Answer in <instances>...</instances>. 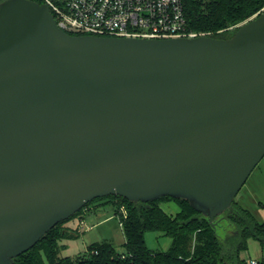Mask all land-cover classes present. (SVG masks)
<instances>
[{
    "label": "water",
    "instance_id": "water-1",
    "mask_svg": "<svg viewBox=\"0 0 264 264\" xmlns=\"http://www.w3.org/2000/svg\"><path fill=\"white\" fill-rule=\"evenodd\" d=\"M264 157V12L230 38L78 35L0 5V264L96 198L186 199L211 223Z\"/></svg>",
    "mask_w": 264,
    "mask_h": 264
},
{
    "label": "trees",
    "instance_id": "trees-1",
    "mask_svg": "<svg viewBox=\"0 0 264 264\" xmlns=\"http://www.w3.org/2000/svg\"><path fill=\"white\" fill-rule=\"evenodd\" d=\"M4 1L0 0V5ZM184 3L192 29L213 32L212 36L220 38L232 37L241 24L264 7V0H184ZM105 199L96 208L113 206L125 235L124 251H118L110 242H102L92 243L86 252L76 256H61L58 241L70 231L63 232L59 226L67 219L15 258L14 264H246L240 253L248 248V239L254 237L264 245V222L236 201L213 223L188 200L171 196L142 202L109 195L94 199L74 215L96 200ZM165 202H175L178 210L168 212L162 207ZM149 231L170 236L169 250L150 249L145 239ZM260 264H264V259Z\"/></svg>",
    "mask_w": 264,
    "mask_h": 264
},
{
    "label": "built area",
    "instance_id": "built-area-1",
    "mask_svg": "<svg viewBox=\"0 0 264 264\" xmlns=\"http://www.w3.org/2000/svg\"><path fill=\"white\" fill-rule=\"evenodd\" d=\"M71 34L134 38H197L213 32L190 27L184 0H43ZM264 12V7L255 15ZM253 16V17H255ZM246 264H260L251 259Z\"/></svg>",
    "mask_w": 264,
    "mask_h": 264
},
{
    "label": "rangeland",
    "instance_id": "rangeland-1",
    "mask_svg": "<svg viewBox=\"0 0 264 264\" xmlns=\"http://www.w3.org/2000/svg\"><path fill=\"white\" fill-rule=\"evenodd\" d=\"M106 200H96L93 205L87 206L82 212L60 224L59 228L63 229V232L66 229L70 231L69 235L58 241L61 256H76L86 252L92 243L102 242H110L118 251H124L125 235L120 217L115 215L113 206L105 204L96 208L98 203ZM234 201L248 209L260 222H264V157L252 171ZM162 207L172 213L178 210L175 202H165ZM145 239L147 246L155 251H167L172 244V238L160 232L149 231ZM240 257L246 261L251 259L262 261L264 245L258 239L250 237L248 248L241 251Z\"/></svg>",
    "mask_w": 264,
    "mask_h": 264
}]
</instances>
